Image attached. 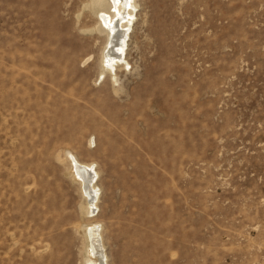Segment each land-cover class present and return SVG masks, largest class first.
<instances>
[{"label": "rangeland", "instance_id": "1", "mask_svg": "<svg viewBox=\"0 0 264 264\" xmlns=\"http://www.w3.org/2000/svg\"><path fill=\"white\" fill-rule=\"evenodd\" d=\"M84 1L0 0V264H264V0H138L116 82Z\"/></svg>", "mask_w": 264, "mask_h": 264}, {"label": "bare ground", "instance_id": "2", "mask_svg": "<svg viewBox=\"0 0 264 264\" xmlns=\"http://www.w3.org/2000/svg\"><path fill=\"white\" fill-rule=\"evenodd\" d=\"M138 5V0H85L82 4L83 10L89 9L97 18L96 24L86 30L94 34L104 33L106 35V44L101 50V75L108 74L115 82L118 80V70L130 64L127 51L129 39L132 36L130 30L135 17L134 10ZM71 156V174L79 182L86 200L82 210L91 216L99 208L100 188L97 180L99 172L94 162L87 163L73 154ZM83 226L80 225L79 228H83L86 239L84 264H110L105 249L103 224L91 222Z\"/></svg>", "mask_w": 264, "mask_h": 264}]
</instances>
